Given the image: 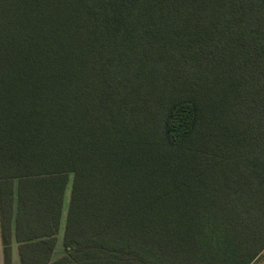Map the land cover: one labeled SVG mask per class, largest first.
<instances>
[{"label": "trees", "instance_id": "1", "mask_svg": "<svg viewBox=\"0 0 264 264\" xmlns=\"http://www.w3.org/2000/svg\"><path fill=\"white\" fill-rule=\"evenodd\" d=\"M0 229L4 264L254 263L264 0H0Z\"/></svg>", "mask_w": 264, "mask_h": 264}, {"label": "rangeland", "instance_id": "2", "mask_svg": "<svg viewBox=\"0 0 264 264\" xmlns=\"http://www.w3.org/2000/svg\"><path fill=\"white\" fill-rule=\"evenodd\" d=\"M71 179L72 178L70 176L69 181L66 185V188H65L63 196H62V211H63L62 225H61L60 230L58 231V234H57V243H56V246L53 250V258H57V257H59L65 253V249H64L63 243H62V241H63V227H64L63 224H64V218H65V214H66L67 206H68V202H69ZM14 202L17 203V195L16 194L14 196ZM13 227L14 226L12 225V230H13ZM12 246H13V253H15L16 257H18V261L15 264H20V257H19V253H18V243L14 239L13 234H12L11 247ZM3 250H4V244H3L2 234H1V229H0V254H1V251H3ZM11 263H12V260H11ZM252 264H264V252H262L261 255L257 258V260Z\"/></svg>", "mask_w": 264, "mask_h": 264}, {"label": "crops", "instance_id": "3", "mask_svg": "<svg viewBox=\"0 0 264 264\" xmlns=\"http://www.w3.org/2000/svg\"><path fill=\"white\" fill-rule=\"evenodd\" d=\"M4 259H5L4 251H1L0 264H4ZM11 260H12L11 264H15L18 261V257H16L15 253H13V246L11 247Z\"/></svg>", "mask_w": 264, "mask_h": 264}]
</instances>
